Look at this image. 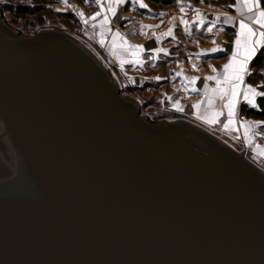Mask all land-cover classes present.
Segmentation results:
<instances>
[{"label":"water","instance_id":"1","mask_svg":"<svg viewBox=\"0 0 264 264\" xmlns=\"http://www.w3.org/2000/svg\"><path fill=\"white\" fill-rule=\"evenodd\" d=\"M0 264H264V171L143 118L66 32L0 15Z\"/></svg>","mask_w":264,"mask_h":264},{"label":"crops","instance_id":"2","mask_svg":"<svg viewBox=\"0 0 264 264\" xmlns=\"http://www.w3.org/2000/svg\"><path fill=\"white\" fill-rule=\"evenodd\" d=\"M251 2H258L259 9L253 7V11L249 12L244 7L243 0H170L167 3L151 0H123V3L99 0L97 8L89 16H94L97 11L100 13L96 16L99 24L97 35L100 36L98 41L100 44L103 41L102 45L106 47L110 69L120 75L123 72L127 89L132 94H151L147 95L149 99H145L146 101L133 97L145 107V111L155 110L156 113H151L162 117V114L167 113L170 117H165L166 121L183 120L192 123L234 150L245 151L249 160L260 163L264 161V155L260 154L264 150V120L246 118L240 114L239 109L244 104L258 110L257 100L264 97L249 94L248 99H245L246 87H254L258 93L264 92V87H261L264 85V68L252 67L255 57L260 51H264V44L248 63L250 74H245L244 82L237 90L235 123L228 129L223 128L228 119V110L222 108L228 97L222 101L212 93L210 90L217 88V83L206 79L207 76L223 77V66L231 61L232 54L237 51L235 41L241 20L249 23L254 30L264 31L248 20L255 12L264 11V3L262 0ZM110 5L115 8V15L108 10ZM105 17L108 18V23L102 25L101 21ZM217 17L220 19L217 20ZM225 18H230L231 22L224 23ZM209 28L212 30L208 31ZM169 29H172V34L165 35ZM115 33H119L120 38L114 40ZM256 38L253 37V40ZM131 45L142 46L144 50L138 56L133 55L137 49L131 48ZM214 48L220 50L212 51ZM243 50L241 47L240 51ZM137 58L141 61L140 64L134 62ZM213 68L216 69L215 72L212 71ZM192 77L196 78L195 83H191ZM220 87L229 88V85L221 83ZM193 88L196 91H192ZM210 97L213 99L212 105L208 104ZM249 100L253 103H249ZM177 102L182 111L176 107ZM198 102L199 109L193 108ZM214 112L223 113L216 124L210 125L198 118L210 117Z\"/></svg>","mask_w":264,"mask_h":264},{"label":"rangeland","instance_id":"3","mask_svg":"<svg viewBox=\"0 0 264 264\" xmlns=\"http://www.w3.org/2000/svg\"><path fill=\"white\" fill-rule=\"evenodd\" d=\"M97 5V0H0V15L13 30L23 37H32L37 32L48 29L66 32L87 48L112 73L124 97L133 101H135L133 97L149 99L147 97L151 94H147L148 96L132 94L127 89L123 72L120 75L117 71L115 73L110 69L106 47L98 41L100 40V36L97 35L99 33L98 21L89 16ZM81 13L83 16L80 15ZM85 20L88 21L87 24L84 23ZM151 112L155 110L142 111L140 115L143 118L148 117L150 121H156L160 115ZM162 115L164 118L170 117L167 113ZM159 123L162 124L161 121ZM250 162L264 171V161L259 163V161L250 160Z\"/></svg>","mask_w":264,"mask_h":264},{"label":"snow or ice","instance_id":"4","mask_svg":"<svg viewBox=\"0 0 264 264\" xmlns=\"http://www.w3.org/2000/svg\"><path fill=\"white\" fill-rule=\"evenodd\" d=\"M117 3H123V0H116ZM97 3H99V0H97ZM244 7L247 8L249 12L253 11V7L256 9H259L260 5L259 3L253 4L251 0H243ZM143 7V5H141ZM110 12H112L113 15H115V8L109 6L108 9ZM181 11H183V8H181ZM83 16V13L80 14ZM100 13L97 12L94 16L91 17V19L95 20L96 16H99ZM197 15L199 16L200 13L197 10ZM220 18L217 17V20ZM248 20L251 22L252 25H259L261 29H264V11H257L253 14V16L248 17ZM230 18H225L224 23H230ZM85 24L88 23L87 20L84 21ZM108 18L105 17L103 21H101V24H107ZM186 23V21H185ZM201 23H203V20H201ZM212 29L209 28L208 31H211ZM172 29H169L165 35H171ZM241 37L244 39L242 40ZM253 37H257L255 40H253ZM120 38L119 33H115L113 39ZM103 44V41H101ZM125 43H127L125 41ZM235 44L237 46V51L232 54V59L228 64H225L223 66L224 69V75L222 78H218L217 76H207V80H215L217 83V88L211 89L210 91L214 93L215 95L219 96V98L223 101L225 97H228V100L226 103L222 104V108H226L228 110L227 112V122L223 124L224 129H228L230 125H234V115H235V104H236V96H237V90L240 86V84H243L244 82V76L245 74H250L248 72V63L252 60V58L256 55L259 47L264 44V31L254 30L253 27L246 23L244 20H241L239 22V32L237 35V39L235 41ZM133 49H137V52H134L133 55H137L139 52H142L144 49L142 46L137 45H131L130 46ZM241 47H243V52L240 51ZM220 49H212V51H218ZM160 51H163L161 49ZM199 55V54H197ZM238 56H242V59H237ZM136 64H140L141 61L137 58L134 61ZM195 68V65H193ZM213 72L216 71L215 68L212 69ZM177 75H180V73H177ZM159 79V78H157ZM196 78H191V83H195ZM231 81H235L236 83H231ZM221 83L229 85V88H221ZM261 87H264L262 85ZM205 88L207 89V85H205ZM192 91H196V89H192ZM249 94L255 95H264V92L258 93L256 88L254 87H246L245 88V99L247 100L249 97ZM249 103H253V101L249 100ZM208 104H213V99L210 97L208 100ZM176 107L178 110L182 111V107H180L179 102H177ZM200 103H196L193 105V108L199 109ZM222 112H214L211 114L210 117H198L199 119L205 120L208 124H216L218 123V117L222 115ZM243 126V125H242ZM245 136H247V132L245 133ZM238 138V137H237ZM250 143V141H249ZM259 149V146H257ZM261 155H264V150L260 151Z\"/></svg>","mask_w":264,"mask_h":264},{"label":"trees","instance_id":"5","mask_svg":"<svg viewBox=\"0 0 264 264\" xmlns=\"http://www.w3.org/2000/svg\"><path fill=\"white\" fill-rule=\"evenodd\" d=\"M151 1H161V2H169L170 0H151ZM264 3V0H262ZM252 67L255 68H264V51H260L258 55L252 62ZM258 110L252 109L247 105H240V114L246 118H252L256 120H264V97H261L257 100Z\"/></svg>","mask_w":264,"mask_h":264},{"label":"flooded vegetation","instance_id":"6","mask_svg":"<svg viewBox=\"0 0 264 264\" xmlns=\"http://www.w3.org/2000/svg\"><path fill=\"white\" fill-rule=\"evenodd\" d=\"M137 103V105L139 106V111H140V114L142 113V111L144 112L145 111V107L144 106H142V105H140L138 102H136ZM158 119L156 120V121H154V120H149V118L147 117V118H145V119H147L149 122H151L152 124H159V121H161L162 123H164L165 121H166V119L164 118V117H162V116H160V117H157ZM171 121H173V120H171Z\"/></svg>","mask_w":264,"mask_h":264}]
</instances>
